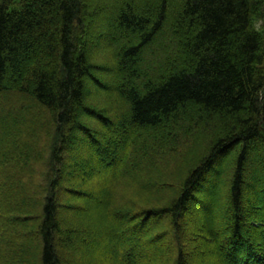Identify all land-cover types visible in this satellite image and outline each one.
Returning <instances> with one entry per match:
<instances>
[{
    "label": "trees",
    "instance_id": "16d2710c",
    "mask_svg": "<svg viewBox=\"0 0 264 264\" xmlns=\"http://www.w3.org/2000/svg\"><path fill=\"white\" fill-rule=\"evenodd\" d=\"M172 1H150L140 11L137 0H0V139L3 132L13 137L0 145V264H123L105 244L120 241L124 254L129 238L126 261L134 264H264V0H176L177 15ZM97 4L113 9L102 15ZM94 37L115 60L112 74L91 56ZM145 50L163 54L166 67L140 75ZM113 73L124 76L114 96L127 113L111 117L88 103V83L103 88L97 74ZM192 110L217 130L199 142L198 156L173 141L170 162L161 163L165 150L157 143L141 182L115 179L130 177L133 166L117 151L134 129L142 133L129 149L144 151L147 131L163 140L164 129L188 122ZM85 112L111 137L84 123ZM19 120L26 130L16 129ZM193 127L199 124L179 129L185 143ZM76 142L84 156L73 153ZM227 153L219 198L208 190L222 185L215 170ZM72 170L91 171L95 190L87 194L76 186L81 179L67 180ZM119 189L134 192L132 202ZM207 201H220L229 230L198 221L196 211L209 218ZM91 204L110 221L82 210ZM188 216L200 226L193 237Z\"/></svg>",
    "mask_w": 264,
    "mask_h": 264
},
{
    "label": "rangeland",
    "instance_id": "374dc122",
    "mask_svg": "<svg viewBox=\"0 0 264 264\" xmlns=\"http://www.w3.org/2000/svg\"><path fill=\"white\" fill-rule=\"evenodd\" d=\"M120 1H127V0H110V3L111 2H120ZM130 1H132V0H130ZM150 1L152 2L154 0H137L138 9H140V11H143L148 6V4H150L149 3ZM102 3H105V2L102 1ZM96 9L102 15H108V11H110V13H111L113 7L111 9H107L105 6H101V4H97L96 5ZM177 9H178L177 2H176V0H173L172 1V5L170 7L171 13L174 14V15H177V13H178ZM98 17H99V15L96 16L95 23L96 22L98 23L100 17H102V16H100L99 18ZM90 35H91V33H90ZM114 40L116 42H122V40H124V39L121 36H116L114 38ZM95 41H96V43H94ZM94 42L92 40V42L90 43L92 45V48L90 49L91 56L93 57V59L96 58L95 59V63L96 64L100 63V60H104V61H102L104 63L101 64L102 65L101 67L102 68L105 67V69L108 68L107 70L109 72H111L112 68L115 65L114 64L115 60L114 59H109L108 56L104 55V53L106 52V49L108 47V46H106L107 44L102 43L100 41L99 37L98 38L94 37ZM159 42H161L160 39H159ZM165 50H166L165 51L166 54L168 56H171V59H172V49H167L166 48ZM175 56L176 55H174L173 57H175ZM142 57H143L144 61L142 60L137 65L138 70L140 72V75L142 73L146 74V73H150V72L156 71V70L160 69V67H162V68L166 67V62H165L166 61V57H164L163 54H159V52L158 53H154L152 51V53H150L148 50H145L143 52V56ZM124 72H125V70H124ZM110 74H112V72ZM97 75H99V79H101V82L103 83V88L97 89L96 87H94L93 85L88 83V91L91 94L90 98L88 100V103L91 106H97L98 105L101 108L107 109L108 112H110L109 114H110L111 117H113L115 115L116 111L127 113V109L125 108V104H123L122 100L117 98L116 96H114L115 95L114 94V89L118 88V86L120 85V82L122 83L124 76L122 75V76L119 77V75H117V73H113V75H108V74H97ZM110 90H112V91L110 92ZM189 112H190V116L188 118V122L184 121L182 123H178L177 127L164 129V131H163L165 134H168V132L175 134V136L178 137L179 140H176V138L174 140L173 136L170 135V133L168 134L169 136H166L162 140V138H159L156 135V133L150 134V131H147L148 132V136H146L147 149H145L144 151H142V150L139 151V150H137L138 148L135 149L134 151L131 150V149H134L132 147V145L130 144L131 141L133 140V137L135 136V134H138L139 132H141V131H138L137 129H134L131 132V134L128 137L125 138V142L123 144V148H121V149H119L117 151V153L119 154V157L121 159V162H129L133 166V168L130 169V172H129V176L130 177L129 178H126V177L120 178V177H118L117 173L123 167V166H121L122 164H119L117 166V168L115 169V172L112 174L113 176L117 175V177L115 179L118 178V180L120 182H125V183H132V184L139 183L140 177H143L146 174V173L144 174L142 172V170L144 168H146V165L144 164V161H151L152 160L151 158L153 156V153L150 152V151H151V149H154V148L156 149L157 143H160V145H162V147H164V150H165L163 152L162 157H160V162L161 163H163V162L164 163L165 162L169 163L170 162L169 161L170 157L168 156L169 150L167 148L170 147L171 142H173V141H174V143H176L175 146H179L180 144L184 145V149L182 151H186L188 153H189V150L193 151V152H191L192 153V157H196L195 155H197L199 153V150H201L204 147V145H202L199 142H203V144H204V141H207V139L214 132H217V130L215 128H213L212 126H211V129H213V131H211L210 127H206L205 126V123H206L205 119H204V121H200L199 122V120L196 119V116L195 115L193 116L195 110H194V112H193V110H192V112L191 111H189ZM80 116H81V118H82L84 123L89 124L92 127H95L98 130V132H102L103 135L107 134V137H111V135L108 134V131L104 130L102 127L97 126L98 123H96L93 120V115L92 114L85 112V113H81ZM46 117L48 118L47 115H46ZM19 122H20V120H19ZM195 123L199 124V127H197V128L193 127L191 132L185 133V135H192L193 136L192 140H190L187 143H185V141L182 140L183 136H182V133H181V131L179 129L184 130L188 125L190 127H192V126L195 125ZM22 126H23V129H24L23 122L21 121L19 126L16 125V129L17 128H21ZM24 130H26V129H24ZM183 132H187V131H183ZM9 135L10 134L8 132H3L2 133L1 139H0V145H2L3 142L7 143L11 139H13V137L11 138V136H9ZM74 138H75V136H74ZM130 145H131V149H129ZM72 148H73V151H74L73 153L75 154V156L76 155L84 156V152L81 151V147H80V145H78L77 142H76V145L74 147H72ZM169 155H170V153H169ZM230 158H231V155L228 154V153L226 155H223L220 158V161L218 163L219 167H217V170H215V172L217 171V178H219V180L222 183V185H220V186H217L219 184H217L216 181L213 182V183H210L211 185H210V188H209L208 191L213 193L215 195V197L221 198V194H222V192L224 190L222 188L223 187V181H225V179H226L223 175H226L227 170L230 167V161H229ZM184 160L180 159L178 161V163H179L178 165H180V166L183 165V163L185 162ZM253 160L256 161V158H253ZM66 166H71L70 162L67 161L66 162ZM172 168L175 169L176 165H172L171 168L169 167V169H172ZM72 171H74V170H72ZM148 173H150V172L148 171L147 174ZM73 174L76 175V176H69L68 175L66 179L69 180V181H72L74 177H75V181H77V179H81V182H78V185H76V186L80 187V190L82 192H85V193L88 194V193H91V191L93 192L95 190L94 189L95 188L94 185H92V183H90V181L92 180V178H90L91 171H87L85 173H82V172H78V170H75ZM150 174H148V175H150ZM213 176H211L209 180H211L213 178ZM76 177H79V178H76ZM85 179H87V180H85ZM89 179H90V181H89ZM83 180H85V181L83 182ZM144 181H145L146 185L148 186V182L146 181V178H145ZM98 184H100L104 188H108L107 183L104 180H102V179L100 181H98ZM147 186L145 188H149ZM151 190H152V188H151ZM201 190H207L206 186H203V188ZM122 191H123V189H119L117 191V193H118L117 196L120 197V196L123 195L125 198H127L128 200H130L132 202L130 197L134 196V192H132L130 190H127V189L125 191H123V192ZM60 198H62V199L64 198L63 201H62L63 203H66V204L73 203L72 199L71 198H66L64 194H61ZM65 198H66V200H65ZM217 203H219V204H213V206L209 205L208 201L204 203V206H205L204 209H209L210 208L209 209L210 210L209 218H204L203 219L202 216L198 214V211L195 212V215L198 218V221L200 220L203 223V226H205V223H207L208 220L211 219V221L216 222V224H218V226H220V229L223 228L224 230L225 229L229 230V228L227 227L228 225L226 224L227 221L225 222L224 221V217L221 215V213L223 212L224 209L220 205L221 204L220 201H218ZM99 204H93V205L91 204L89 206H82V210L84 212H87V214H90L91 218H94L96 220L98 219V220H102V221H110V219L108 218V215L106 213L102 212V208L100 207L101 205H99ZM8 206H10V205H7V207ZM194 210H195V208H194ZM155 224H156V222H152L150 224V226L155 225ZM185 227H186V233H187L186 235H192V237H193L194 233H196L198 231L200 226L197 224V222L193 221L192 217L188 216L186 218ZM223 232H225V231H223ZM144 234L145 235L148 234L147 230L145 231ZM130 239L131 238H129L128 240L130 241ZM205 240H208V238H206ZM129 241H127V243ZM166 241L172 243V238H171L170 234L167 236ZM210 241L213 242L214 240H210ZM133 242L134 241H132V243ZM127 243L122 245L123 249H124V254L120 250V245H121L120 241H117V240L116 241H109V242H106L105 245H106V247L108 249H110V250H116L117 249L119 251V253H121L122 259L120 261L123 264H134V263L137 262V260H135V262L126 261V254L129 252V248L127 247ZM137 246H138L139 249L149 250L143 244H138ZM156 248L158 250L162 249L158 244H157ZM163 248H164V246H163ZM208 249L210 251L213 248H208ZM137 251L140 252V250H137ZM189 252H191V251H189ZM247 256H248V254H247ZM195 257L197 258V256H195ZM100 259H101V257H100Z\"/></svg>",
    "mask_w": 264,
    "mask_h": 264
}]
</instances>
